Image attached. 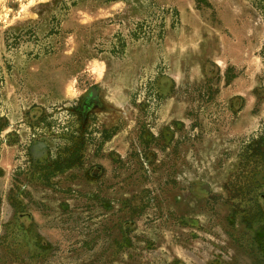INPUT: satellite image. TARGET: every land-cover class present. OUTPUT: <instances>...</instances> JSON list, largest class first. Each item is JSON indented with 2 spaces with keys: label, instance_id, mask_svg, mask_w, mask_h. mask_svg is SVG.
I'll use <instances>...</instances> for the list:
<instances>
[{
  "label": "rangeland",
  "instance_id": "1",
  "mask_svg": "<svg viewBox=\"0 0 264 264\" xmlns=\"http://www.w3.org/2000/svg\"><path fill=\"white\" fill-rule=\"evenodd\" d=\"M262 109L264 0H0V264H164L168 235L183 253L168 208L178 151L146 161L142 138L184 121L190 153L222 144L235 157ZM34 140L48 144L42 157ZM72 144V168L34 172ZM217 161L221 183L228 161ZM212 207L201 238L220 225L189 240L191 255L252 264ZM121 222L130 242L114 260L104 249Z\"/></svg>",
  "mask_w": 264,
  "mask_h": 264
},
{
  "label": "flooded vegetation",
  "instance_id": "2",
  "mask_svg": "<svg viewBox=\"0 0 264 264\" xmlns=\"http://www.w3.org/2000/svg\"><path fill=\"white\" fill-rule=\"evenodd\" d=\"M94 92L90 94L93 96ZM246 108V107H245ZM171 111V110H170ZM186 111H182L185 116ZM173 113L170 112L167 120H172ZM249 107L246 108V117L252 116ZM243 142L241 144V151L234 155L233 149H225L222 146V151L218 153L215 150V155H204L203 153H190L187 149V133L185 131V122L178 121L175 125H168L161 133L152 134L149 140H145L142 149V158L145 155L146 161H153L158 156H162L165 160L176 156L177 160H181L178 175L180 177V188L178 193L172 197L173 207L168 205L174 212L176 218L181 220L184 225L183 235L179 236L178 243L180 251L178 254L171 248V242L176 241L174 236L168 235L164 237L167 241L166 246L162 252L164 264H223V258L220 255H212L210 260L202 259L195 252L193 255L194 245L191 242L201 238V230L206 224V216L209 219L208 206L212 205V210L218 209L221 205L226 209L225 215V234L233 243L236 238L239 239V247L251 258L252 264H264V111L262 109L259 123L252 128L250 122L244 125ZM176 140V141H175ZM173 145V146H172ZM146 146V147H145ZM176 146L179 149L176 150ZM174 147V148H173ZM33 152L37 158L43 156V151L48 148L45 141L34 140L31 144ZM80 146L70 145L69 147L57 149L56 158L48 160H37L35 171L38 176L47 177L53 173H59L62 170H68L75 165L77 154ZM204 149L213 150L212 145H206ZM47 150V149H46ZM65 152V153H64ZM220 156L224 161H228L226 166L225 178L220 183L218 178V164L217 157ZM190 164H187V161ZM203 165L209 166L203 169ZM45 174V175H42ZM191 176L194 179L187 180ZM209 177V178H208ZM214 177V179H213ZM214 181V183L212 182ZM170 197V196H167ZM170 213H167L169 215ZM169 222L172 219L168 218ZM220 219H215L212 223H208L203 230V235L211 236L220 225ZM25 224V221L22 220ZM124 223L120 226L114 234L113 242L105 247L104 252L110 257L117 258V254L121 248V243L130 242L129 235L126 233ZM130 227L134 226L132 221L127 223ZM186 228L191 229L190 234L185 233ZM215 228V229H214ZM211 233V234H208ZM189 240H192L189 242ZM201 238V241H205ZM120 241V242H119ZM119 242V243H118ZM107 251V252H106ZM146 252L143 250V253ZM179 252V250H178ZM139 253V252H138ZM142 254V253H140ZM112 262L113 259H110ZM134 260L131 259L130 262ZM95 264H99L94 262ZM134 264H153L148 260L136 261Z\"/></svg>",
  "mask_w": 264,
  "mask_h": 264
}]
</instances>
